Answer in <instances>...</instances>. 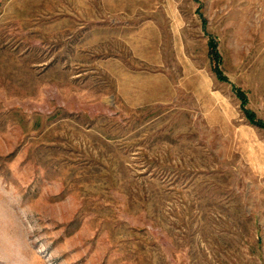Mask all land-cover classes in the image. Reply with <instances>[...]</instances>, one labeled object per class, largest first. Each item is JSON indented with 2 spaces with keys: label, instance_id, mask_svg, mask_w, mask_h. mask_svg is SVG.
Wrapping results in <instances>:
<instances>
[{
  "label": "rangeland",
  "instance_id": "obj_1",
  "mask_svg": "<svg viewBox=\"0 0 264 264\" xmlns=\"http://www.w3.org/2000/svg\"><path fill=\"white\" fill-rule=\"evenodd\" d=\"M233 84L264 120V0H0V264H264Z\"/></svg>",
  "mask_w": 264,
  "mask_h": 264
},
{
  "label": "trees",
  "instance_id": "obj_2",
  "mask_svg": "<svg viewBox=\"0 0 264 264\" xmlns=\"http://www.w3.org/2000/svg\"><path fill=\"white\" fill-rule=\"evenodd\" d=\"M208 45H209V55H210V58L212 60V63L214 64V71H215L217 77L219 78V80H221L223 82L230 83L229 79L223 73V71L221 69V64L223 62V58H222V55L218 49L217 42L211 38L209 40ZM232 87H233V90H234L236 96L238 97V99L242 103V109H243L244 113L246 114V117L248 118L249 122L251 124H254L255 126L259 127L260 129H262L264 131V120L259 119L257 117V115L247 107L249 104V99H248L247 93L234 84L232 85Z\"/></svg>",
  "mask_w": 264,
  "mask_h": 264
}]
</instances>
